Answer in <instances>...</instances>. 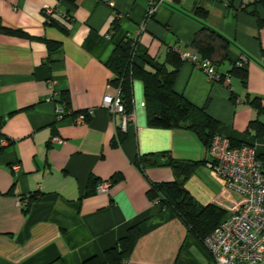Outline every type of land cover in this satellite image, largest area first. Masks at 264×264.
Listing matches in <instances>:
<instances>
[{
	"label": "crops",
	"instance_id": "1",
	"mask_svg": "<svg viewBox=\"0 0 264 264\" xmlns=\"http://www.w3.org/2000/svg\"><path fill=\"white\" fill-rule=\"evenodd\" d=\"M255 2L0 0V24L24 32L0 31V264L101 259L137 221L141 235L127 264L212 263L179 216L146 197L151 182L174 178L171 168L156 165L143 172L136 160L159 152L204 160L185 186L197 201L214 203L228 216L243 197L208 167L209 151L190 131L148 126L139 79L132 80L131 119L119 140L120 116L101 106L113 77L105 62L117 43L133 38L149 60L147 69L158 62L172 70L165 61L171 47L197 53L191 45L195 33L202 24L211 27L230 41L224 59L212 57L217 71L227 74L243 61L245 81L232 73L228 85L211 82L182 60L173 88L196 106H206L220 122L218 133L251 143L264 156V137L248 129L253 119L264 123V110L252 104L264 98V6ZM45 6L54 9L51 17L65 23L66 32L47 22ZM46 40L60 47L49 53ZM62 93L67 109L91 107L93 115L79 124L70 115L57 121ZM112 176L109 190L99 192L94 182ZM19 198L28 200L26 208Z\"/></svg>",
	"mask_w": 264,
	"mask_h": 264
},
{
	"label": "trees",
	"instance_id": "2",
	"mask_svg": "<svg viewBox=\"0 0 264 264\" xmlns=\"http://www.w3.org/2000/svg\"><path fill=\"white\" fill-rule=\"evenodd\" d=\"M68 1L74 3V0ZM257 3L264 6V0H256L255 5ZM253 14L256 15V12H253ZM46 19L51 25L57 26L64 32L67 31L65 23H61L51 16L46 17ZM62 19L66 20L65 18ZM258 22L261 25L263 24L260 19ZM114 28L116 29L118 26L115 24ZM0 31L24 34L19 29H9L1 24ZM46 45L49 53L60 47L59 42L52 40H46ZM138 45V42L133 38L120 41L115 45L111 55L105 62L113 73V77L108 83L114 89L120 91L126 113H131L133 109L132 80L139 79L144 87L145 113L148 126L188 130L209 151L212 137L217 133L220 122L207 112L206 106L198 107L184 95L174 90L173 84L177 67L182 59L170 50L165 61L174 66L172 70H167L165 63L158 62L153 64V70H149L145 67L149 60L147 57L140 55ZM191 45L203 58L212 61L213 56L220 54L222 60L225 58V52L230 45V41L211 27L202 24L199 31L195 33ZM232 73L239 76L243 82L245 81L246 68L244 65L238 67L235 63L229 74L232 75ZM66 100V93H62L61 99L57 103H65ZM252 104L258 107L260 112L264 110L259 107L258 99H254ZM248 129L253 130L255 136L264 137V123L259 119L251 120ZM117 134L119 140H122L123 132L120 127ZM229 140L231 146L251 144ZM257 156L261 160L264 170V156L259 153ZM202 164H205L204 160L174 158L166 152L147 154L136 160V165L143 172L149 166L157 165L171 168L174 178L169 181L151 182L146 190V197L161 209L168 208L177 214L190 233L204 246V239L228 217V214L214 203H200L187 190L186 181ZM114 176L110 178V181H113ZM94 183L96 185L97 182ZM140 235L141 230L139 221H137L126 229L125 234L119 237L113 246L102 252L101 259L98 256H92L84 264H127Z\"/></svg>",
	"mask_w": 264,
	"mask_h": 264
},
{
	"label": "built area",
	"instance_id": "3",
	"mask_svg": "<svg viewBox=\"0 0 264 264\" xmlns=\"http://www.w3.org/2000/svg\"><path fill=\"white\" fill-rule=\"evenodd\" d=\"M53 11L54 9L49 6L43 8L46 17L51 16ZM153 11L154 8L151 6L149 13ZM59 14L68 19L67 15ZM171 50L182 60L203 71L208 81L229 84L231 75L218 72L210 59L181 50L176 45H173ZM236 65L242 67L244 62L237 61ZM106 87L101 106L111 115L118 114L121 120L120 129L125 130L131 113H126L120 91L109 83ZM110 89L114 91L110 92ZM259 107L264 109V98L259 99ZM94 111V108L87 107L74 112L67 109L65 103H56L55 117L60 121L70 115L73 123L79 124L91 117ZM53 139L60 141L56 136ZM209 155L208 167L227 188L243 197L239 208L225 218L203 241L211 255V264H264V170L255 145L231 146L229 138L217 132L212 137ZM12 168L16 170L18 165L14 164ZM110 185V180H104L98 181L95 186L99 192H107ZM19 204L26 208L28 200L19 198Z\"/></svg>",
	"mask_w": 264,
	"mask_h": 264
}]
</instances>
